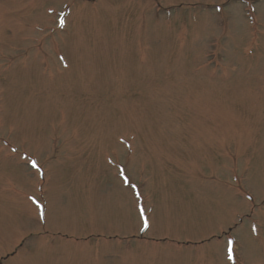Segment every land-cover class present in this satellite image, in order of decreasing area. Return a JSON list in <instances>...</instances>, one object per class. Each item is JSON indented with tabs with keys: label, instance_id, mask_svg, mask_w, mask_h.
<instances>
[{
	"label": "rangeland",
	"instance_id": "rangeland-1",
	"mask_svg": "<svg viewBox=\"0 0 264 264\" xmlns=\"http://www.w3.org/2000/svg\"><path fill=\"white\" fill-rule=\"evenodd\" d=\"M0 264H264V0H0Z\"/></svg>",
	"mask_w": 264,
	"mask_h": 264
},
{
	"label": "snow or ice",
	"instance_id": "snow-or-ice-1",
	"mask_svg": "<svg viewBox=\"0 0 264 264\" xmlns=\"http://www.w3.org/2000/svg\"><path fill=\"white\" fill-rule=\"evenodd\" d=\"M33 166L36 167L37 165L35 164V162H33ZM145 223L147 224V220H145ZM234 242L230 241L229 242V248H228V254H229V258L232 259L233 258V249H232V245Z\"/></svg>",
	"mask_w": 264,
	"mask_h": 264
}]
</instances>
